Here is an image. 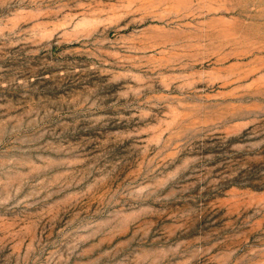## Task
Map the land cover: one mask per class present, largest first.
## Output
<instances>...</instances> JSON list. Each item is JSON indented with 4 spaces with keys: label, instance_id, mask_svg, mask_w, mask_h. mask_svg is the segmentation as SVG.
<instances>
[{
    "label": "rangeland",
    "instance_id": "1",
    "mask_svg": "<svg viewBox=\"0 0 264 264\" xmlns=\"http://www.w3.org/2000/svg\"><path fill=\"white\" fill-rule=\"evenodd\" d=\"M0 264H264V0H0Z\"/></svg>",
    "mask_w": 264,
    "mask_h": 264
}]
</instances>
